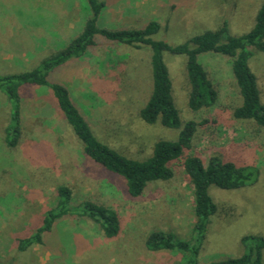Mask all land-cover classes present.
<instances>
[{
	"label": "rangeland",
	"instance_id": "obj_1",
	"mask_svg": "<svg viewBox=\"0 0 264 264\" xmlns=\"http://www.w3.org/2000/svg\"><path fill=\"white\" fill-rule=\"evenodd\" d=\"M104 1L112 3V6L125 3L127 7L124 9V18L119 14L113 17L110 9L106 8L99 17L100 26L108 29L139 28L155 20L160 23V28L152 37L171 45L181 44L206 30H215L225 20L228 21L232 34L247 33L254 26L258 9L263 2V0H154L156 7L160 9L156 10L158 14L155 12V15H152L147 12V5L141 4L142 0ZM170 1L177 6L172 8ZM79 2L82 10L86 11L87 0ZM138 6L146 11L140 14V17L136 13L140 11ZM18 8L25 7L21 4L0 5V28L4 26V15L15 12ZM187 15L191 16L190 22L187 21ZM195 18L199 22H196ZM19 19L22 20V17ZM10 28L12 29L10 51L14 53L20 40V34L16 33L20 24L12 21ZM99 40L105 39L100 36ZM61 41L68 43L71 40L68 38ZM117 44V49H111L112 52L120 50L127 57L123 60L121 74L114 80L116 84H108L105 93L104 91L91 93V89L87 88L90 95H85V99L81 100L75 92V84H71L80 71H86L93 66L103 68L104 62L97 60L92 51L87 52L83 59H76L66 69H59L57 74L62 83L64 82L70 89L73 100L101 141L128 157L145 160L152 154L157 140H177L185 122L194 118V111L188 105L190 87L187 77V55L164 52L172 80V94L180 116V126L170 128L162 125L160 121L147 123L139 115L153 86L151 48L146 46L143 50H135L129 45H120L119 42ZM30 49L27 51L31 58L28 62L20 60L6 62L0 59L2 63L0 75L31 70L37 67L43 58L53 53L52 49L40 53ZM254 50L250 66L257 75L261 99L264 102V53ZM119 57L112 55L106 63L109 64L111 59L114 62L116 59L120 60ZM14 58L22 59L20 53ZM198 60L207 69L219 91L221 101L228 111L225 117L227 114L232 121L229 125H223V132L219 136L214 135L216 130L212 128L209 130L211 133L198 137L194 150L200 152L204 162L215 154L224 160H232L237 165H247L256 173L255 181L237 188L210 186V194L218 209L211 216L206 238L200 250V262L206 264L224 257L242 255L246 251L242 238L246 235L264 236V130L257 132L253 122L233 117V108L241 103V97L234 81L232 64L227 61L226 56L203 52L198 55ZM100 81H96L94 85L97 89L103 90L104 81ZM0 92L5 97L0 98V264L184 262L181 252L168 249L153 251L145 244L147 235L156 230L173 232L183 240H191L193 237L194 195L192 183L184 171L182 161L174 166L173 178L151 181L143 196L136 198L127 193V182L122 175L107 169L85 153L86 164L79 158L75 167L83 170V175L79 177L84 180H57L59 175L55 173L31 175L27 171L29 167L47 169L43 164L51 165L58 157L56 154L53 156L54 150L48 146L47 141L32 143L22 139L15 146L20 150L12 148L5 142L4 131L12 122L13 104L1 89ZM29 92L30 89L26 90L25 95ZM5 100L9 103L10 115ZM45 105L48 114L51 110L57 116L47 119L45 123L43 122L44 125L50 126L52 121L55 123V120H59L62 133H71V142L74 140V145L78 144L75 146L77 151L80 153L81 148L84 150L82 141L67 119L65 121L64 112L60 107L51 102ZM20 108L29 115L36 106L33 100L25 98L21 99ZM59 157L63 159L64 155ZM5 169H10L11 174L6 173ZM60 184L69 186L72 191L71 208L79 206L86 197H95L116 209L123 219L120 234L114 238H106L100 226L92 219L86 215H79L78 212L70 213L57 219L51 230L44 232L41 244H33L25 251L19 252L17 240L35 233L43 224L46 212L57 205V188Z\"/></svg>",
	"mask_w": 264,
	"mask_h": 264
},
{
	"label": "trees",
	"instance_id": "obj_2",
	"mask_svg": "<svg viewBox=\"0 0 264 264\" xmlns=\"http://www.w3.org/2000/svg\"><path fill=\"white\" fill-rule=\"evenodd\" d=\"M87 2L90 14L82 31L67 46L42 59L41 63L31 70L0 75V89L13 104L12 122L6 127L7 144L15 146L20 135V86L38 84L51 88L68 123L82 141L85 153L107 169L122 175L127 182V193L133 198L143 196L151 181L173 178L174 166L182 161L184 171L192 183L194 195L193 237L191 240H183L173 232L156 230L147 235L145 244L153 251L168 249L181 252L184 259L182 264H202L200 250L206 238L211 216L218 209L210 194V186L237 188L255 181L256 173L247 165H237L234 161L224 160L215 154L204 162L200 152L194 150L198 137L211 133L209 130L212 128L216 130L214 135L219 136L223 132V125H229L232 121L227 114L225 117L227 110L221 101L219 91L207 69L198 60V55L213 52L226 56L227 61L232 64L234 81L241 97V103L233 108V117L253 122L257 132L264 130V102L261 99L257 75L250 66L254 49L264 53V0L258 9L254 26L247 33L232 34L229 23L225 20L219 28L196 34L177 45L152 37L160 28V23L155 20L139 28L102 27L98 21L106 2L104 0ZM100 36L105 40H99ZM104 42L116 44L119 42L120 45H129L135 50H143L146 46L151 48L153 86L139 115L147 123L160 121L162 125L170 128L180 126V116L172 94V80L164 52L187 55V77L190 87L188 105L194 111V118L185 122L177 140H157L152 154L145 160L128 157L101 141L73 100L69 88L53 77L55 70L68 59L82 57L90 47L102 45ZM126 57L125 54L122 59ZM57 196V205L46 212L43 224L36 232L17 240L19 252L25 251L33 244H41L44 232L50 231L57 219L70 213L78 212L79 215H86L92 219L100 226L106 238H114L120 234L123 219L116 209L104 201L86 197L79 206L71 208L72 191L65 184L58 186ZM242 241L246 248L242 255L228 256L206 264H264V236L246 235Z\"/></svg>",
	"mask_w": 264,
	"mask_h": 264
},
{
	"label": "crops",
	"instance_id": "obj_3",
	"mask_svg": "<svg viewBox=\"0 0 264 264\" xmlns=\"http://www.w3.org/2000/svg\"><path fill=\"white\" fill-rule=\"evenodd\" d=\"M170 2V6L174 8L176 4H174L173 1ZM7 4H21L25 8L15 9V12L17 13L10 12L8 15H4V26L0 28V59L1 61L6 62H12L16 60L26 62L30 61L31 58L27 52L30 48V50L39 53L50 49H52L53 53H55L60 49H63L70 41L68 43H62L61 39L67 40L70 38V40H72L75 38L82 31L86 18H88L90 14L88 6L86 11L82 10L79 0H51L50 2L49 0H0V5ZM111 4L112 3H106L104 10L106 8L110 9L109 11L112 13L113 17L119 14L121 18H124V9L127 7L126 4L122 3L118 6H112ZM141 4L147 5V12L151 13L152 15H155V12L157 13V11L160 9L159 7H156L154 0H142ZM138 9H140L139 12L136 11L138 17H140V14L142 15L146 13L145 10H141L140 6H138ZM21 17L22 20L19 19ZM190 17V15H187L188 22L191 21ZM12 21H17L20 24V28L16 32L17 34H20V40H18L17 48L13 51L14 53H11L10 51V49H12V47H10V37L12 35V29L10 27ZM196 22L199 21L196 19ZM146 24L147 23H145V25ZM22 35L24 40H22ZM117 46L118 44L116 45V43L104 42L102 45L90 47L88 49L87 52L92 51L91 53H94L97 60L102 63L104 62V66L102 69H99L98 66L97 68L95 66L90 67V69H87L86 71H80L76 78H73L71 84H75V92L79 95L81 100L85 99V95H90V92H87L86 90L87 88L91 89V93H97V91H104L105 93L108 90V84H116V81L114 80L116 76L121 74L123 69L122 63L124 60L122 59V56L125 55L122 54L120 50L119 52L118 50H114V52H112L111 49H117ZM17 53H20L22 59L14 58ZM112 55H116L118 57L120 55L121 58L119 57L120 60L116 59L115 62L113 59H111L109 64L106 63V61H108ZM78 58L83 59V56L72 57L68 59L62 66L55 70L53 77L62 82L57 74L59 69H66ZM100 80L104 81L105 86L103 87V90L97 89L94 85L96 84V81L101 82ZM28 89H30V92L29 94L25 95L26 90ZM19 91H22V93H20L21 99L23 100L25 98H30V100L34 101L36 108H34L29 115L20 108V135L16 145H18L19 141L22 139L29 140L32 143L47 141L48 146L52 147L54 150L53 156L56 154L58 157V160L51 165L49 163L43 164V166H46L47 169L29 167L27 171L30 172L31 175L55 173L59 175L57 180L62 181L84 180V178L79 177V175H83V170L81 168H75L79 158L83 159V163L86 164L87 161L84 159L86 153L83 152L84 150L81 148L80 153L77 151L75 146L78 144L75 143L74 145V140L71 142V133H62V130L59 127V120H55V123L52 121L50 126L44 125L47 119L56 118L57 116V114L53 113L51 110L48 114V111L46 108H44L46 107L45 104L48 102L58 105L57 99L51 88H42L41 85L38 84H23ZM23 91L24 95H22ZM0 98L5 99L2 92H0ZM7 107L9 110L10 106L8 102ZM90 108L92 107L90 106ZM8 113L10 115V110ZM42 118L44 121H42ZM64 119L66 121V117ZM4 138L6 139V129L4 131ZM15 146L11 147L15 148L16 150H20ZM59 151H61V153ZM60 155H64V158L60 159ZM5 171L6 173L10 172L11 174L10 169H5Z\"/></svg>",
	"mask_w": 264,
	"mask_h": 264
}]
</instances>
